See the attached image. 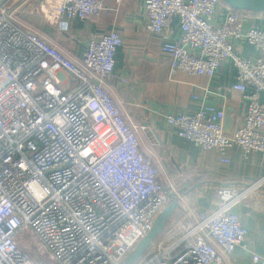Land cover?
Wrapping results in <instances>:
<instances>
[{
  "label": "built area",
  "instance_id": "obj_1",
  "mask_svg": "<svg viewBox=\"0 0 264 264\" xmlns=\"http://www.w3.org/2000/svg\"><path fill=\"white\" fill-rule=\"evenodd\" d=\"M103 9L101 0H61L53 13L65 22ZM144 9L150 33L167 35L179 18V38L161 46L172 72L212 77L230 60L233 88L246 103L230 134L224 108L209 104L168 114V123L225 162L233 146L264 153V27L245 28L247 11L223 0H144ZM123 43L111 29L90 37L76 58L0 0V264H42V255L47 264H123L173 197L186 209L159 180L138 126L109 87ZM239 43L257 46L258 56H243ZM263 186L264 174L246 186L218 187L211 208L165 228L135 264H225L249 234L235 208L256 202ZM250 264H264V254L253 251Z\"/></svg>",
  "mask_w": 264,
  "mask_h": 264
},
{
  "label": "crops",
  "instance_id": "obj_2",
  "mask_svg": "<svg viewBox=\"0 0 264 264\" xmlns=\"http://www.w3.org/2000/svg\"><path fill=\"white\" fill-rule=\"evenodd\" d=\"M60 1L1 0L7 2L19 22L55 41L76 58L83 56L90 37L111 29L122 34L124 43L116 51L115 75L108 84L127 118L138 126L140 144L154 158L159 180L182 197L186 209L178 208L169 220L171 224L200 218L213 206L218 187L246 186L264 174L263 152L245 154L241 147L233 146L227 151L230 161L225 162L218 150H205L179 136L167 120L168 114L194 111L201 103L224 110L227 105L238 108L243 103L237 124L246 103L243 93L233 88L237 70L230 60L223 61L212 77L182 70L172 72L170 56L161 46L166 40L179 38L178 17L173 18L167 35L150 33L144 0H101L104 9L98 16L59 22L53 9ZM252 24L264 27V12H246L245 28ZM238 50L250 59L259 54V48L248 43H239ZM74 83L70 79L63 86L68 88ZM195 93L198 98L193 97ZM261 98L264 100V94ZM255 193L256 202L251 203L250 198L235 208L249 234L225 264H250L253 251L264 254V186Z\"/></svg>",
  "mask_w": 264,
  "mask_h": 264
},
{
  "label": "water",
  "instance_id": "obj_3",
  "mask_svg": "<svg viewBox=\"0 0 264 264\" xmlns=\"http://www.w3.org/2000/svg\"><path fill=\"white\" fill-rule=\"evenodd\" d=\"M230 7L252 12H264V0H223ZM243 103L238 108L227 105L225 107L224 132L232 133L237 115L241 114ZM181 207L178 197L172 199L158 215L152 229L139 241L136 247L127 255L123 264H135L143 256L154 240L165 230L174 212Z\"/></svg>",
  "mask_w": 264,
  "mask_h": 264
},
{
  "label": "rangeland",
  "instance_id": "obj_4",
  "mask_svg": "<svg viewBox=\"0 0 264 264\" xmlns=\"http://www.w3.org/2000/svg\"><path fill=\"white\" fill-rule=\"evenodd\" d=\"M180 221L181 220H178L176 223H179ZM176 223L171 224L170 222H168V225H167L166 228L171 229L172 226L175 225ZM163 233H165V230L154 240V242H158L162 238ZM178 236H181V233H177L176 236H175V238L178 237ZM39 259L42 262V264H47V257L45 255L40 256Z\"/></svg>",
  "mask_w": 264,
  "mask_h": 264
},
{
  "label": "trees",
  "instance_id": "obj_5",
  "mask_svg": "<svg viewBox=\"0 0 264 264\" xmlns=\"http://www.w3.org/2000/svg\"><path fill=\"white\" fill-rule=\"evenodd\" d=\"M242 10V9H241ZM243 11H247V10H243ZM248 12V11H247ZM174 198H176V197H173L172 199H174Z\"/></svg>",
  "mask_w": 264,
  "mask_h": 264
}]
</instances>
